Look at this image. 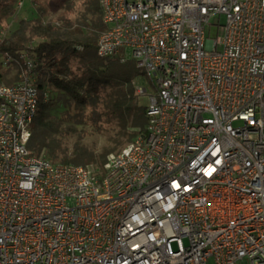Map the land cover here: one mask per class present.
Returning <instances> with one entry per match:
<instances>
[{
    "label": "built area",
    "instance_id": "built-area-1",
    "mask_svg": "<svg viewBox=\"0 0 264 264\" xmlns=\"http://www.w3.org/2000/svg\"><path fill=\"white\" fill-rule=\"evenodd\" d=\"M100 6L96 55L130 50L147 126L103 178L33 156L36 66L3 57L0 264H264V0Z\"/></svg>",
    "mask_w": 264,
    "mask_h": 264
},
{
    "label": "trees",
    "instance_id": "trees-1",
    "mask_svg": "<svg viewBox=\"0 0 264 264\" xmlns=\"http://www.w3.org/2000/svg\"><path fill=\"white\" fill-rule=\"evenodd\" d=\"M34 2L32 21L20 20L18 28L8 36L0 34V85L18 82L24 69L21 61L4 66L2 58L27 54L36 66L34 83L39 94L28 151L33 156L44 155L54 164L94 167L95 177L101 178L108 157L118 146L145 131L127 133L143 120L147 124L145 109L135 95L140 72L133 63L96 55V40L105 29L100 0ZM16 4L17 0L0 2V32L14 14ZM54 13L56 21H61L59 26L48 20ZM71 17L75 19L72 21ZM11 68L16 70L13 74ZM48 87L53 90V97L48 95ZM60 104L66 114L53 116ZM68 119L94 133L102 131L108 144L95 151L77 139L69 152L62 140L75 128L66 125Z\"/></svg>",
    "mask_w": 264,
    "mask_h": 264
},
{
    "label": "rangeland",
    "instance_id": "rangeland-1",
    "mask_svg": "<svg viewBox=\"0 0 264 264\" xmlns=\"http://www.w3.org/2000/svg\"><path fill=\"white\" fill-rule=\"evenodd\" d=\"M1 1L3 0H0V2ZM41 1L44 2L45 0H41ZM35 9H36V4L34 0H17L14 14L10 18H8L5 22L6 27L3 29V33H4L3 36H8L10 33L15 31L19 26L20 20L24 19L27 21H32L34 19ZM56 19H57V13L51 14L48 18V20H53L55 22V25H58V26L61 25V21L60 20L56 21ZM71 19L73 21L75 17H71ZM210 24H211V27L209 29H206L205 31L206 37L210 39H215L221 35V30H220L221 24L219 21V16L216 15V16L211 17ZM120 58H124L125 61L129 64L130 63L134 64V61L131 58L130 50H124L123 53L120 52L119 55L113 57V60L119 61ZM11 69H12L11 74H13L16 70L14 68H11ZM33 81L35 82V77L33 78ZM136 83L143 84V78L138 77L136 80ZM47 92H48V95L52 97L54 96V92L51 89V87L47 88ZM152 93L153 91L149 90L148 94H152ZM135 95L138 96L137 98H138L139 104L145 109V106L147 104V97H139V95L136 93V89H135ZM65 112L66 111L60 104L57 106L56 110L52 112V115L60 117V116L65 115L66 114ZM72 113L73 112H70L69 114L72 115ZM65 121H66V125H69V126L73 125L74 126L73 128H75V132L69 130L70 135H68L67 138L62 140V142L68 148L69 152L72 150L73 145L77 141V139H80L83 145H86L88 148L94 149L95 151H100L103 147L106 146V144H108L106 141V138L104 137V133L102 131L99 133H94L91 128H87L82 125H74L75 122L72 119H68ZM146 126L147 124L143 120L140 122L139 126H133L132 128L128 129L129 132L127 133L142 132L145 130ZM123 135H126V134H123ZM126 143L127 142L124 141L123 144L118 146V148L114 151L113 154L114 155L117 154ZM87 168L93 175L97 173V170H94V167H87ZM104 173H105V170L103 174L101 175V178H103ZM212 263H213L212 260L207 261V264H212Z\"/></svg>",
    "mask_w": 264,
    "mask_h": 264
}]
</instances>
